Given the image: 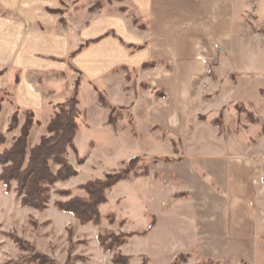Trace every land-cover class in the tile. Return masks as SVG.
I'll list each match as a JSON object with an SVG mask.
<instances>
[{
  "label": "rangeland",
  "instance_id": "rangeland-1",
  "mask_svg": "<svg viewBox=\"0 0 264 264\" xmlns=\"http://www.w3.org/2000/svg\"><path fill=\"white\" fill-rule=\"evenodd\" d=\"M236 6L242 16L243 38L237 41L239 50L234 54L241 55L235 62L258 66V70L240 77L244 98L230 106L227 116L222 110L215 116L211 115L212 111H197L196 100L186 105L184 116L189 131L197 118L219 127L221 132L229 131L232 136L240 134L241 130L248 131L249 141L257 147L251 153L255 157L264 154V0H236ZM74 75V87L77 83L80 87L82 75L78 71ZM94 89L95 95L85 89L81 102L79 92L77 96L80 114L76 150L70 149L68 155L76 174L51 186L45 208L24 206L14 189L15 184L6 191L0 180V264H120L115 261L118 253L130 255L129 264H171L178 256L179 264H228L227 261L264 264V240L254 244L252 239L242 241L244 238L239 231L228 244L217 245L203 239L205 234L207 238L209 229L200 231L195 222L212 211L214 218L209 220L210 228L223 225L229 231L240 230L228 216L227 207L246 206L248 193L256 189L252 169L247 168L246 173L235 168L237 160H241L236 158L238 153L234 150L219 152L226 161L224 169L231 172L229 179L211 174L203 176L206 170L202 172L201 165L204 163V168L207 167V161L216 156L215 152L207 151L209 149L197 152L194 146L186 144L190 136L178 135L173 129L149 126L145 119L150 107L152 111L159 107L155 101L161 96L160 90L152 91L145 83L138 84L137 101L113 105L96 85ZM220 90L210 94L206 89L203 98L208 99ZM193 92L196 96L195 89ZM237 93L234 95L239 97ZM0 97L4 98L3 102L10 100L7 91L0 90ZM245 97L248 103L243 100ZM103 100L107 105L102 104ZM3 108L0 128L6 141L0 146V152L13 144L26 120V112L20 107H14L11 112H4ZM16 112L18 123L12 128ZM38 123L34 116L29 148L48 134V125ZM183 128L180 127V131ZM133 157L136 160L129 178L107 190V201L99 207V224L82 223L74 214L57 207L59 200L75 196L87 198L83 184L126 168ZM58 167L52 163L54 170ZM241 218L237 220L240 222ZM127 234L123 243L109 249L101 244L100 236L112 243L116 236L123 239Z\"/></svg>",
  "mask_w": 264,
  "mask_h": 264
},
{
  "label": "crops",
  "instance_id": "crops-1",
  "mask_svg": "<svg viewBox=\"0 0 264 264\" xmlns=\"http://www.w3.org/2000/svg\"><path fill=\"white\" fill-rule=\"evenodd\" d=\"M241 19L236 0H0V90L10 97L3 102L4 112L32 110L38 125L47 127L57 104L73 91L75 71L82 75L80 102L85 89L97 93L94 85L113 105L137 101L138 84L160 90L159 107H150L145 119L149 126L190 136L186 144L197 152H215L207 167L201 165L203 176L229 179L221 150H234L241 158L235 168L247 173L250 167L255 174L256 190L248 193L247 205L227 207L240 230L210 228L214 216L208 211L195 219L200 231L209 229L203 239L228 244L240 231L242 241L254 244L264 240V154H251L257 147L248 131L232 136L198 118L189 131L184 116L192 100L199 103L197 111L215 116L222 110L227 116L230 106L244 98L240 77L258 66L235 62L241 55L234 54L243 38ZM206 89L210 94L221 90L204 99ZM238 217H243L240 222Z\"/></svg>",
  "mask_w": 264,
  "mask_h": 264
},
{
  "label": "trees",
  "instance_id": "trees-1",
  "mask_svg": "<svg viewBox=\"0 0 264 264\" xmlns=\"http://www.w3.org/2000/svg\"><path fill=\"white\" fill-rule=\"evenodd\" d=\"M79 83L74 87L73 94L65 102L58 104V110L48 124V134L41 137L36 145L29 148L30 129L34 121V112L25 110L26 120L22 126L21 134L15 138L10 147L0 152V180L10 191L14 189L18 198L24 206L43 209L50 199V189L58 180H66L76 174V170L69 161L70 149L76 150L75 138L79 129L78 117L80 109ZM6 93V91H5ZM3 97H0V115L3 108ZM103 105H107L104 100ZM115 107L111 110L114 111ZM18 112L13 115L11 127L18 123ZM6 137L0 128V146L5 143ZM136 157L130 160V164L121 170L107 173L105 178L90 180L83 184L88 197L75 196L69 200H59L57 207L65 212L74 214L82 223L101 222L100 205L107 201L106 192L112 186L123 179L129 178L133 172V162ZM52 163L57 164V170L52 168ZM147 172V171H146ZM144 174H147V173ZM121 236H116L115 241L107 243L103 236H100L101 244L109 249L111 246L123 243ZM125 237V238H124ZM42 258H47L42 256ZM130 255L118 253L115 261L120 264H129ZM180 257H176L171 264H179Z\"/></svg>",
  "mask_w": 264,
  "mask_h": 264
}]
</instances>
